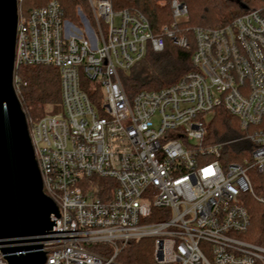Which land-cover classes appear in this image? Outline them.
I'll list each match as a JSON object with an SVG mask.
<instances>
[{
	"label": "built area",
	"instance_id": "obj_1",
	"mask_svg": "<svg viewBox=\"0 0 264 264\" xmlns=\"http://www.w3.org/2000/svg\"><path fill=\"white\" fill-rule=\"evenodd\" d=\"M17 1L12 87L20 67L58 73L61 113L33 120L22 107L54 230L37 244L44 264H123L132 243L152 244L149 264H264L241 238L253 173L264 175V20L244 10L219 27L187 29L179 0H159L171 22L153 34L137 11L85 0L68 19L49 0ZM191 71L128 96L121 76L161 53L189 51ZM223 109L237 135L208 142L205 118ZM51 110V108H50ZM237 145L233 160L224 148ZM224 151V153H223ZM0 264H7L0 253Z\"/></svg>",
	"mask_w": 264,
	"mask_h": 264
},
{
	"label": "trees",
	"instance_id": "obj_2",
	"mask_svg": "<svg viewBox=\"0 0 264 264\" xmlns=\"http://www.w3.org/2000/svg\"><path fill=\"white\" fill-rule=\"evenodd\" d=\"M20 7L24 12L40 8L49 0H21ZM63 7L69 19L75 18V9L80 6L86 13L85 0H56ZM188 10V20L183 27L187 29L219 27L233 17L241 14L243 10L239 5H245L251 11H258L264 20V0H179ZM112 9L140 12L147 19L153 34L160 32L162 26L171 22V11L166 5H160L159 0H111ZM193 50V40L189 51H183L166 42L161 53L147 50L146 56L137 63L138 73L121 76V84L128 96L138 91L159 90L177 82L184 74L191 71L190 57ZM19 99L22 107L32 112H45L48 106L53 113L60 106V89L58 73L50 67H20ZM235 121L223 109H218L208 128L214 141L231 139L237 134L233 129ZM236 123V121H235ZM207 128V129H208ZM253 178L254 194L263 200H246V210L249 213L250 227L241 235V238L252 245L264 248V175L255 174ZM152 244L147 240L138 244H130L119 256L123 264H145L150 258ZM149 264V263H146Z\"/></svg>",
	"mask_w": 264,
	"mask_h": 264
},
{
	"label": "water",
	"instance_id": "obj_3",
	"mask_svg": "<svg viewBox=\"0 0 264 264\" xmlns=\"http://www.w3.org/2000/svg\"><path fill=\"white\" fill-rule=\"evenodd\" d=\"M16 10V0H0V253L7 264H44L37 243L52 234L50 217L57 208L43 192L26 119L12 87Z\"/></svg>",
	"mask_w": 264,
	"mask_h": 264
},
{
	"label": "rangeland",
	"instance_id": "obj_4",
	"mask_svg": "<svg viewBox=\"0 0 264 264\" xmlns=\"http://www.w3.org/2000/svg\"><path fill=\"white\" fill-rule=\"evenodd\" d=\"M244 11V10H243ZM75 18H76V14H75ZM69 19V18H68ZM138 67H136V68H134L133 69V71H130V72H128V74H132V75H134V74H136V73H138L139 72V70L137 69ZM26 110V109H25ZM61 107L59 106L53 113H51L50 111V107L48 106V108H46V111L45 112H32L31 110H26L28 113H29V115L33 118V120H38V119H40V118H42L44 115H48V114H58V113H61ZM212 120V116L211 115H208L206 118H205V124L208 126V124L210 123V121ZM231 124H233L232 125V127H233V129H236V127H237V124L235 123V121H232V123ZM211 131H213L212 130V128H208L207 129V139H208V141H207V143L208 142H223L224 141V139H222V141H214L213 140V136H212V134H211ZM237 135V134H236ZM226 140H228V139H226ZM237 149V145H229V146H227V147H225L224 148V151H225V153H227L228 154V156H226L227 158H228V160L230 161V160H233V157H231V155L232 154H234V152H235V150ZM224 151H223V153H224ZM253 176H255V174L253 173ZM253 178H255V177H253ZM253 181V180H252ZM151 262V257L150 258H148L147 260H146V262H145V264L146 263H150Z\"/></svg>",
	"mask_w": 264,
	"mask_h": 264
}]
</instances>
